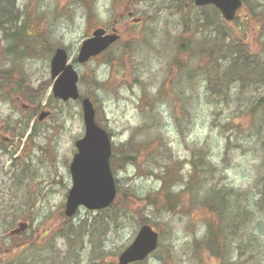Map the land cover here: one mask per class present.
<instances>
[{"label": "rangeland", "instance_id": "374dc122", "mask_svg": "<svg viewBox=\"0 0 264 264\" xmlns=\"http://www.w3.org/2000/svg\"><path fill=\"white\" fill-rule=\"evenodd\" d=\"M246 3L232 21L218 11L217 34L240 45L231 50L230 44L226 56L221 45L209 67L201 59L217 81L210 82L187 65L177 67L191 56L178 48L184 16L169 0H15L23 25L19 45L28 48L12 56L5 49L14 41L0 27V264L20 263L18 253L26 264H117L143 222L161 232L158 249L143 264H219L204 240L207 223L219 215L200 203L213 186L225 192V206L236 209L227 218L226 264H264V0ZM191 8L192 16L197 6ZM129 10L141 20H131ZM115 19L119 41L78 63L83 39ZM57 46L78 71L79 92L92 99L112 154L139 147L132 160L112 167L115 201L98 210L81 205L71 216L65 214L69 164L85 129L80 99L53 96L50 59ZM232 55L245 67L247 86L233 82L225 96L223 81L239 75V69L226 73L235 65ZM43 110L50 114L38 120ZM154 134L163 145L149 146ZM194 162L202 176L188 188ZM163 187V195L175 197L173 209L139 199ZM128 194L135 200L125 203ZM116 202L128 210L117 224L108 220ZM20 221L28 228L12 234Z\"/></svg>", "mask_w": 264, "mask_h": 264}, {"label": "water", "instance_id": "95a60500", "mask_svg": "<svg viewBox=\"0 0 264 264\" xmlns=\"http://www.w3.org/2000/svg\"><path fill=\"white\" fill-rule=\"evenodd\" d=\"M197 5L213 4L228 20L234 18L242 0H194ZM116 28L107 32L104 27H97L85 38L79 48L77 60L87 61L107 48L119 38ZM51 74L55 77L53 93L64 100L78 98L79 74L68 61V53L63 47H57L50 61ZM84 135L77 139V152L70 162L72 186L67 194L65 212L73 214L78 206L85 205L90 209L108 206L116 197V184L110 166L112 144L108 131L95 120V108L89 97L82 100ZM42 111L39 119L48 115ZM27 227L20 222L12 232H19ZM159 233L150 224H142L132 242L119 254L118 264L142 260L158 245Z\"/></svg>", "mask_w": 264, "mask_h": 264}, {"label": "trees", "instance_id": "16d2710c", "mask_svg": "<svg viewBox=\"0 0 264 264\" xmlns=\"http://www.w3.org/2000/svg\"><path fill=\"white\" fill-rule=\"evenodd\" d=\"M170 3H174L175 4V8L174 10H176V12H178L180 15H183L184 18H182V26H184V30L181 32V35L179 37L180 39V43H179V49L188 54L189 56H191V60L189 64H184L182 62H177L176 61V65L177 67H187V71H196L200 73V75H204L206 76L210 82H217L214 81L213 77H212V69H209L206 71V69L204 70L202 68V65L204 63H200L201 59L202 60H206V67H209L211 64L208 63L209 61H211V57H215V53L217 51V49L223 45L224 47H226V53L225 56L228 54L229 49H227L228 46H230L231 44V50L235 49L233 47L234 44H236V49H239V43L232 39V41H225L222 40L220 38V34L219 30H218V9L212 5H206V6H202V7H197L196 13H194L192 16L190 15L192 8L191 7H195L193 0H169ZM16 4H15V0H0V27H3L5 30L4 32L6 36L11 37V39H13L14 42H12L10 45H8V47L5 49L8 52H12L11 54L12 56H20V54L25 53L24 50H26L28 48V45L26 43L23 44V47H20L19 44H22L21 42V32L23 30V25L19 24V18H20V14L21 11H19L18 9H16ZM247 6L246 0H244L243 2V8H245ZM191 8L190 10L187 8ZM189 13V15H188ZM192 20V24L191 21ZM218 20V21H217ZM222 23L224 24L225 21L222 20ZM8 29H12V31L8 32ZM15 29V30H13ZM200 34V40H196L195 38H197V35ZM18 37V38H17ZM224 39V38H223ZM46 45V44H44ZM138 47H136L137 49ZM204 51V55L198 54V52H202ZM196 57L194 59V61L196 62V64L192 65L191 61L193 60V58ZM233 57V66H231L228 70H226V73L229 72H233L236 69H239V75L237 76V78L234 80L232 79H228L225 78V80L223 81L224 83V87H228L225 91L224 94L225 96H228V90L231 88V83L233 82H243L244 84V88H246L247 86V78H243L244 77V73L243 70L245 69V67L239 63V59L236 58L234 55H232ZM14 58V57H13ZM213 61V60H212ZM215 68V66H214ZM218 73H220L219 71H217ZM198 74V73H197ZM264 74V73H263ZM231 80V82H230ZM260 80H256L254 79L253 82L255 84H257ZM264 83V81H261ZM4 85L6 84V80L3 81ZM38 91L35 90V92H31L30 93V100H33V97L35 96L34 94L37 93ZM261 105V103L263 102V99L261 98L260 100H258L256 103H258ZM256 105V104H254ZM153 136H156L155 134L152 135V138L148 139L146 142L149 143V146H152L153 143H159L160 145H163L162 140L157 139V141H155V139L153 138ZM130 143L129 141L126 142ZM138 143H145V141H138ZM139 147L135 146V148L133 150H130L128 148H123V150H117V148H115L111 160H112V165L115 166V164H119L121 162V164H126V162H128L129 160H132L134 157H132V153L133 152H138ZM203 163L207 165L206 161H204L205 159H202ZM136 161L133 160V163H135ZM208 162V160H207ZM176 164V163H175ZM209 164V162H208ZM125 166V165H123ZM150 170V169H149ZM150 172L152 173L153 171L150 170ZM169 172V167H166L165 172H162L161 178L160 180L163 183V186L165 185L164 183V178L166 177V175ZM204 174V173H203ZM24 174H22L20 176V178H23ZM174 174H170V176L166 179V181L169 180V178L173 177ZM201 176H202V170L197 168L196 163H193V167L192 170L190 171V176H189V185L188 188H193L195 183L199 182L201 180ZM167 187H163L162 189H156V190H151L148 191L146 194L141 195L142 197H139L140 200H147L149 201L151 204L156 206V209L159 208H168V209H173L175 207V197L171 192H167L166 191V195H163V193L161 192H165ZM225 192H221L220 190L217 189V187H212L211 190L209 191L208 194H206V196H203V198L201 199L200 203L203 205H208V207L213 210L216 214V212H218V221H214L212 224V221L210 220V222L207 223V233L205 235L204 240L206 241V243L209 244V248L211 249L214 246V254L217 257V259L219 260V264H226V256H227V246H228V241L229 238H227V225L228 220L227 218L229 217L230 212L235 211L236 209L234 207H227L225 205H227L226 200H225ZM162 196V197H161ZM123 196L118 195V201L119 199H121ZM161 197V198H160ZM125 203H128L129 200H135L134 195L128 194V196L125 197ZM117 201V202H118ZM117 202L114 203L113 207H112V212L109 214L108 216V220L112 221L114 223H118L120 222L121 218L123 219V217L125 216V214L128 212V210L126 208L120 209L118 208ZM224 203V206L223 204ZM227 213V214H226ZM18 217V216H16ZM103 220H106V217H102ZM25 232V231H24ZM230 244V243H229ZM24 254H20L18 253L16 255L15 258H18L21 262H24ZM30 259V257H29ZM11 264H26L25 263H16L15 259L10 260ZM29 261V260H28ZM143 264L144 262H135V263H131V264Z\"/></svg>", "mask_w": 264, "mask_h": 264}, {"label": "flooded vegetation", "instance_id": "af4514ba", "mask_svg": "<svg viewBox=\"0 0 264 264\" xmlns=\"http://www.w3.org/2000/svg\"><path fill=\"white\" fill-rule=\"evenodd\" d=\"M129 12H131V11H129ZM1 135H2V133L0 132V137H1Z\"/></svg>", "mask_w": 264, "mask_h": 264}]
</instances>
